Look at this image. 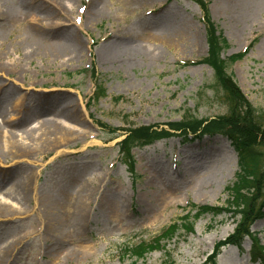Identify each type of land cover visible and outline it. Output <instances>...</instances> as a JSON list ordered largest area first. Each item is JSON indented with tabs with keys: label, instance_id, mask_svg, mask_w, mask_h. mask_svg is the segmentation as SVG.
I'll return each instance as SVG.
<instances>
[{
	"label": "rangeland",
	"instance_id": "1",
	"mask_svg": "<svg viewBox=\"0 0 264 264\" xmlns=\"http://www.w3.org/2000/svg\"><path fill=\"white\" fill-rule=\"evenodd\" d=\"M203 1L228 43L222 57L247 48L229 70L246 99L264 111V0H240L229 11L219 0ZM89 2L99 16L88 21ZM38 4L56 18L35 13ZM38 28L41 35L33 33ZM70 34L78 37L79 56L60 51L75 45L66 38ZM114 41L122 43L103 54ZM206 49L202 11L192 0H0L2 264H62L73 243L93 249L80 264H208L239 216L203 214L190 233L179 228L144 260L129 250L180 225L196 207L225 208L226 186L238 170L230 141L218 134L189 135L187 141L174 135L131 149L128 160L117 146L123 132L110 133L225 115L227 106L212 88V69L196 62ZM74 110L78 121L63 120ZM78 189L93 203L85 206L87 228L72 231L63 205ZM105 193L109 202L103 206ZM43 202L61 204L65 239L58 244L57 234L47 242L40 229ZM250 231L264 246V217ZM52 245L64 249L57 261L48 251ZM250 248L248 239L240 248L225 245L216 264H257Z\"/></svg>",
	"mask_w": 264,
	"mask_h": 264
},
{
	"label": "trees",
	"instance_id": "2",
	"mask_svg": "<svg viewBox=\"0 0 264 264\" xmlns=\"http://www.w3.org/2000/svg\"><path fill=\"white\" fill-rule=\"evenodd\" d=\"M202 11V20L205 28L207 44L206 56L197 63L207 65L212 69L214 84L212 88L227 106L225 115L212 119H197L192 116L184 117L178 122L166 123V128L160 126H138L121 129L125 138L119 143L120 152L131 158L129 151L134 147H143L154 141L179 135L187 141L188 135L200 137L204 134L222 135L226 137L237 155L238 170L234 180L226 186L228 200L225 208L201 206L196 207L193 216L185 215L180 219V225L171 224L154 237L149 243L141 242L129 250L135 260H144L145 256L162 247V242L172 239L179 228L185 233L193 230V222L203 214L213 216L232 214L239 216L235 229L224 242L215 247V251L208 257V264H216L217 249L223 245L240 246L245 238L251 240L252 261L264 264V246L259 245L258 238L251 234L250 227L257 219L264 217L262 198L264 190V111L256 109L242 93L229 66L247 53H239L227 58L222 53L229 47L226 39L217 34L211 22L207 3L203 0H192ZM97 92L102 90L96 87ZM101 127L107 129L105 125ZM110 130V129H109ZM118 130H110L113 135ZM161 246V247H160ZM166 264V263H165ZM173 264V263H168Z\"/></svg>",
	"mask_w": 264,
	"mask_h": 264
},
{
	"label": "bare ground",
	"instance_id": "3",
	"mask_svg": "<svg viewBox=\"0 0 264 264\" xmlns=\"http://www.w3.org/2000/svg\"><path fill=\"white\" fill-rule=\"evenodd\" d=\"M65 1V0H64ZM230 1V2H229ZM239 1V5L240 4V0H219L218 3L220 6H222L221 8L226 9L227 11L234 9V8H239V5H237L236 3H238ZM242 1V0H241ZM245 2L248 0H244ZM70 2V0H69ZM92 2H89V5L87 7V9L85 10V15L89 20L94 19L96 16H99L98 11H93L92 9L90 10V4ZM247 3V2H246ZM249 4V3H248ZM38 4V7H33V11L37 14L40 15H45L46 13L51 12L52 14V18H56V14L54 11H52L51 9L47 8L44 5ZM42 7V8H40ZM89 8V10H88ZM64 11V10H63ZM63 11H61L60 13H62ZM76 28V27H74ZM39 29V28H38ZM75 30V29H74ZM41 32L40 29L36 32L34 31L33 33L35 35H41L42 33H38ZM189 32L186 31L184 32V36L188 35L187 33ZM185 36V37H186ZM68 40H71L73 42L76 41L75 45H65L63 47H60V51H64V53H73L79 56L80 54V42L78 40V37L76 34H70L67 35L66 37ZM122 42H111L108 45H105L103 48V54H108L111 53L112 50L118 45L121 44ZM111 51V52H110ZM104 57V56H103ZM84 107V106H83ZM61 109V108H60ZM60 111H65V109H61ZM75 111V112H74ZM71 114L68 113L69 119H63L67 122H71V121H78V115L76 114V110H74ZM71 112V111H69ZM84 115L88 116V114L86 113V111H84ZM71 124V123H69ZM57 131H60L61 126H57L56 128H54ZM103 181V180H101ZM96 187L94 186L92 189H95ZM97 192V190H96ZM152 193V192H151ZM74 197H71V199H68L65 204L63 205L65 211L67 212V217L68 216H72L70 217L71 220H68L67 217L64 218L66 219V225L69 227H72V231H78L79 229H85L87 228V225L89 222H87L88 217H90V212H87V210L85 209V206H91V200L89 198V195L87 194L86 190L84 189H78L77 192L74 193ZM94 195L91 194L90 197H93ZM108 196L106 197V193L101 195V199L100 202L101 204L104 206V202L105 204H107L108 201ZM61 204H49L48 202H43L40 203L39 207L41 212L43 213L44 216L41 217L39 224H40V229H43L42 231L44 232L43 234H45V237L47 239V242H51L52 240L55 239V236L57 234V239L54 243H57L58 240H64V231L62 230V216L59 213ZM109 208L112 210V205L109 206ZM63 209V208H62ZM86 210V211H85ZM59 214V215H58ZM115 215V214H114ZM113 217V216H112ZM86 219V220H85ZM46 242V244H47ZM58 244V243H57ZM74 245H72L69 249H66L65 254L62 256V264H80L83 263V261L87 258H89L92 255L93 249L90 248L89 246H77L75 243H73ZM57 246V247H56ZM61 251L60 254L64 253V249L62 250L60 248V246L58 245H52L48 247V251L49 253H51V257H55L54 261L59 260V256L60 254L58 253V251ZM3 256L0 258V264L3 263ZM60 259V260H61ZM60 264V263H59Z\"/></svg>",
	"mask_w": 264,
	"mask_h": 264
}]
</instances>
